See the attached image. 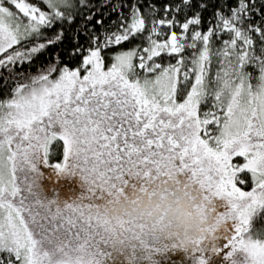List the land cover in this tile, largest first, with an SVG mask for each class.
<instances>
[{
    "label": "snow or ice",
    "instance_id": "6c2138e0",
    "mask_svg": "<svg viewBox=\"0 0 264 264\" xmlns=\"http://www.w3.org/2000/svg\"><path fill=\"white\" fill-rule=\"evenodd\" d=\"M0 264H264V0H0Z\"/></svg>",
    "mask_w": 264,
    "mask_h": 264
},
{
    "label": "trees",
    "instance_id": "16d2710c",
    "mask_svg": "<svg viewBox=\"0 0 264 264\" xmlns=\"http://www.w3.org/2000/svg\"><path fill=\"white\" fill-rule=\"evenodd\" d=\"M44 58L42 57L41 60H43ZM41 60H38L36 62V65L32 67L31 71H35L36 70V67L40 64Z\"/></svg>",
    "mask_w": 264,
    "mask_h": 264
}]
</instances>
